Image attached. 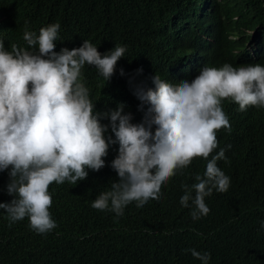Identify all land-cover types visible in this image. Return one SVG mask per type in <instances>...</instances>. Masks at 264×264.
Listing matches in <instances>:
<instances>
[{"label":"trees","instance_id":"16d2710c","mask_svg":"<svg viewBox=\"0 0 264 264\" xmlns=\"http://www.w3.org/2000/svg\"><path fill=\"white\" fill-rule=\"evenodd\" d=\"M55 23L56 52L79 48L84 40L102 56L115 46L126 48L107 82L94 66L81 70L100 123L109 126L105 137L112 139L104 114L123 104L132 123H143L149 105L136 92L154 90L156 74L178 83L193 80L203 67L264 65V0H0V41L8 51L13 45L35 51L24 33L39 35ZM222 107L231 132H217L213 155L225 150L217 165L230 187L205 198L207 216L194 220L191 201L187 208L180 203L183 185L191 187L206 171L202 157L163 184L159 200L140 208L132 202L122 216L93 208L97 196L119 182L111 166L117 143L99 171L88 169L76 185L49 186V211L58 225L51 232L38 234L27 217L10 223L0 209V264H202L190 249L210 253L208 264H264V108L241 111L230 98ZM10 170L0 172V203L14 198L7 192Z\"/></svg>","mask_w":264,"mask_h":264},{"label":"clouds","instance_id":"9594fccd","mask_svg":"<svg viewBox=\"0 0 264 264\" xmlns=\"http://www.w3.org/2000/svg\"><path fill=\"white\" fill-rule=\"evenodd\" d=\"M59 29L55 23L42 27L39 35L26 31L23 39L35 51L15 45L8 51L0 41V172L11 166L7 192L14 197L0 203V209L10 223L27 217L38 234L54 230L58 225L49 211L53 204L49 186L65 181L76 185L87 178L88 169L99 171L110 145L117 143L118 156L111 166L119 182L100 193L93 208L122 216L132 202L140 208L149 199L159 200L162 185L202 157L206 171L203 177L196 175L191 187L183 185L180 203L187 208L191 201L194 220L207 216L205 198L213 190L226 193L230 187V177L217 165L226 159L225 150L213 155L217 132L222 128L231 132L222 101L230 98L241 111L248 106L264 108V65L203 67L193 80L178 83L156 74L154 90L136 92L142 104L149 105L143 123H132L123 104L104 114L115 135L112 139L105 137L109 126L100 123L89 90L80 81L81 70L94 66L107 82L126 48L115 46L102 56L97 46L84 40L79 48L56 52ZM188 251L208 264L210 253Z\"/></svg>","mask_w":264,"mask_h":264}]
</instances>
